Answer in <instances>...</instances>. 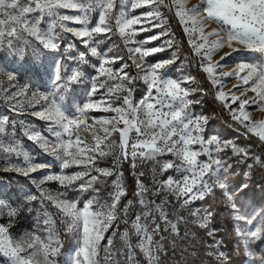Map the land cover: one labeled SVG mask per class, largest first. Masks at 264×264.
Listing matches in <instances>:
<instances>
[{"label":"rangeland","instance_id":"obj_1","mask_svg":"<svg viewBox=\"0 0 264 264\" xmlns=\"http://www.w3.org/2000/svg\"><path fill=\"white\" fill-rule=\"evenodd\" d=\"M135 0H115V8L111 15L115 17L124 16L132 18L140 16L142 13L151 10L147 7L132 9V3ZM171 5V0H168ZM194 5L199 6L200 0H184V6L191 9ZM156 8V5H152ZM163 19L153 20L154 24H163V27L152 28L151 24L142 22L133 25L136 29V34L128 40L121 37L119 32L114 28L111 33L106 35L96 36L95 39L100 42L92 44L96 47L97 55H91L90 51L81 43L80 39L75 37L71 32H66L59 26L55 29V34L58 39L59 47L56 50L45 49L40 41L35 37H29L26 41L16 43L14 49L0 47V118L7 117L8 122L4 124L5 131L0 133V144L5 146H15L20 155L16 153L0 152V225L8 227V234L14 240L18 241L28 234L36 233L45 236L46 233L41 231L45 227L43 221L47 217H51L55 221L54 228L57 233V238L60 243L59 254L56 257L57 264H65L66 260L73 254L80 244V235L75 229L69 231L67 225L62 221L66 218L57 214V209L47 199L41 198V193H48L57 196L59 193H64V199L75 201L78 208H83L88 201L99 199L110 201L109 194L114 192V182H119L124 188L123 167L130 161L131 167L135 164V175L140 184L143 185L146 192L143 196H136V202L133 203L129 199L121 197L118 209L127 206V213L118 212L117 219L112 222V225L103 233V239L99 243V254L96 257L97 264H149L148 257L139 250L133 247L131 249L132 259H128L130 249L128 244L133 246L137 243L138 237L133 235L132 221L135 216L140 215L144 210V206L139 203L140 199L148 202H154L152 207L161 206L166 213L168 220L176 225L177 231L172 232L169 226L161 220L157 222L161 224L159 234L153 236V241L158 242L157 247L153 248V253L157 257L154 264H160L161 255L168 249L176 247L175 236L178 233V223L181 221L185 225V230L196 225L202 228V236L205 238L206 244L200 250L198 248L195 255L205 257L207 255L213 257L216 264H229L230 256L228 251L223 248L225 245L220 240L215 241L211 236L216 231L211 226V217L208 218L207 227H203V217L207 215L208 205L201 206L203 199H196L191 204L185 206L181 199H178L174 193L166 191H158L161 187V182L168 176H178L169 170L167 173H161L159 170V161L162 164L164 161L174 159L171 154H165L162 157H157V160H144L140 157L133 159L131 156V148L127 149L129 155L125 159L119 148L110 155L100 158L96 162V166L102 169H109L112 175L101 177L93 188L82 190L79 185L81 180L68 185L67 188L61 186L57 180H46L44 183L37 186V182L44 180L47 176L72 175L75 172L81 171V167L75 165L63 169L62 161L50 151H45L43 141L37 142L28 138L29 134L39 133L42 138L47 140L49 144H54L57 140L56 133H63L60 125L41 119L35 113L44 111L50 107L49 102L40 101L36 103L41 95L49 97V101L55 100L56 105L60 110L69 117L81 116L78 109L84 104L96 102L101 99H115L107 94L109 85L119 83V81H108L105 87L100 89L95 95H91V89L98 83V67L105 59H111L114 56L122 57L115 63H109L106 67L113 71L127 65L125 71L130 76H139L130 86L133 88V102L138 101L147 91V85L143 79L144 73L135 67L136 63L151 65L158 61L175 60L174 63L168 65L162 70V74L167 78L183 80L185 77L193 78L188 83H182L181 86L189 90L196 89L187 99L199 101L189 106V111L194 116L204 115L208 117L207 123L203 124V132L201 135L205 139L217 137L221 146L224 142L230 141L236 147L243 149L242 153H234L231 147L226 148L222 152H211V156L221 161L220 165L213 164V173L209 183L213 185L212 191L216 190L222 198L220 200L224 206L231 211L232 230L237 238L238 246L237 253L233 254L234 258H244L243 264H264L259 248H264L262 244L264 240V141L252 132L245 128L244 124L233 119L232 113L225 104H229L232 108H237L236 104L231 103V96L227 95L230 92L239 95L240 92L233 87L238 81L235 76L221 77L222 72L232 71L237 68L241 62L258 63L264 57L259 53L250 52L240 45H234L240 51L233 52L225 61L221 62V66L216 68L214 74H209L201 65L207 66L208 61L202 59L201 55H197L189 43V35L185 32L184 25L175 15V8H161ZM60 15L82 16L83 13L75 9H56ZM33 15H36L35 13ZM99 9L91 11L87 15L89 21L87 27L91 28L98 22ZM54 17L48 15L46 18L41 16V30L48 32ZM68 28L80 29L84 25L75 24L70 21L64 22ZM110 24L113 21H109ZM218 24L209 22L205 28L206 32L213 29H218ZM141 28L151 29L150 31H139ZM131 31V29L129 30ZM167 32V35H160L159 39L152 40L150 43H141L147 37L158 35L162 32ZM171 41V46L167 43ZM142 47L151 49L154 47L162 48V51L155 52L152 55L140 60L136 57L129 59L130 49ZM227 46L219 49L212 56V61L220 60V57L225 52H229ZM86 52L85 59L87 62H82L80 53ZM47 69L37 71L40 65ZM59 66L62 76L70 75L74 70H78L83 75L78 81L72 83L67 88L60 90L54 87V76ZM11 77V79H9ZM215 80L219 81L214 83ZM105 78H99L102 82ZM224 92L227 95L226 100L218 99V94ZM16 93L21 95L16 96V99H11L10 96ZM27 94V98L23 95ZM35 94V96H34ZM122 92H117V95H123ZM208 94L213 97L214 104L211 106L212 112L205 110ZM252 92L247 93V97L253 96ZM34 104V106H33ZM13 105H17L13 110ZM215 110H222V116H214ZM245 111L248 113L252 121L264 120V111L258 110L257 105H247ZM211 112V113H210ZM239 114V113H237ZM116 115L114 112L102 110H89L84 114L83 118L87 120L89 125L97 122L98 118L112 117ZM228 120V122H226ZM98 134L103 135L102 131L97 128ZM80 136L87 141L92 142V137L89 132L81 131ZM63 140H67L66 135L62 136ZM112 139L119 144L118 134H114ZM136 139L135 132L129 134L130 143ZM196 150H200L199 145L193 146ZM214 148L215 146H209ZM75 151V149H73ZM244 153H247L245 155ZM24 155L30 157L33 164L39 163L47 165L36 172H31L28 176L16 171L13 166L24 168L26 162ZM259 158V161H257ZM199 160L207 161L208 156L202 155ZM141 173L143 175H141ZM91 175H98L95 171ZM87 179V177H85ZM207 179V177H206ZM137 181V182H138ZM223 184L224 188L219 185ZM247 185V187H243ZM94 188L99 189V192L94 191ZM249 190V193H244ZM255 190V200L260 203L259 206L254 205L252 192ZM141 189L138 187V192ZM211 191V192H212ZM89 193L88 198L81 202L83 193ZM92 192V193H91ZM210 193V192H209ZM227 193L228 195H225ZM246 194V195H244ZM35 196L36 199H30ZM228 196L231 198L229 199ZM35 202L43 212L35 210V218H32V207ZM131 202V203H129ZM234 206V207H233ZM15 211L16 215L10 216V211ZM195 212L196 215H192ZM158 215V213H157ZM249 221H251L249 223ZM192 225V226H191ZM183 226V227H184ZM91 227V225H90ZM262 229L259 239H253L248 248H245V241L248 237L245 235L249 231ZM129 233L127 242L123 238L125 232ZM211 233V234H209ZM189 234L188 232L186 233ZM209 238L210 240H207ZM111 239V245L108 240ZM166 239V241H165ZM165 241V243H164ZM188 243V242H184ZM178 244V243H177ZM179 245V244H178ZM179 247V246H178ZM200 247V246H198ZM107 249V251L105 250ZM250 250L253 255L248 256L247 251ZM220 253L224 255L221 256ZM203 254V255H202ZM21 255H24L21 253ZM240 259V258H238ZM0 264H9L8 258L0 254Z\"/></svg>","mask_w":264,"mask_h":264},{"label":"snow or ice","instance_id":"obj_2","mask_svg":"<svg viewBox=\"0 0 264 264\" xmlns=\"http://www.w3.org/2000/svg\"><path fill=\"white\" fill-rule=\"evenodd\" d=\"M152 5H156V8H152ZM141 7H147L151 10L129 19L124 16L115 17L111 15L115 8V0H0V47L11 50L16 47V43L19 41H26L29 37H35L43 45V48L56 50L59 45L56 43L58 37L55 34V29L59 26L64 31L71 32L79 38L91 55H97L96 47L91 46L100 42L95 39L96 36L111 33L115 28L121 37L131 40L137 31L133 29V25L147 22L151 24L152 28L163 27V24H154L152 21L163 19L161 8L172 10L174 7L175 15L184 25L185 32L189 35V43L195 53L201 55L203 60L208 61L207 66L204 64L201 66L210 75L214 74L216 68L221 66V62L231 56L233 52L240 51L234 45H240L248 51L259 53L261 57H264V0H200V5H194L191 9L185 8L184 0H171V5H169L168 0H135L132 3L133 10ZM56 9H75L82 12L83 15H60ZM96 9H99L98 22L89 28L87 27L89 23L87 15ZM34 13L36 15H33ZM42 15L45 18L48 15L54 17L48 32L41 30ZM65 21L81 24L84 27L71 29L67 27ZM109 21H113V23L110 24ZM209 22L217 23L218 29L206 32L205 28ZM130 29L131 31H129ZM150 30L147 28L139 29V31ZM160 35H167V32L147 37L141 43H150L152 40L159 39ZM167 43L171 46V41ZM225 46L231 51L225 52L220 60L212 61V56ZM129 51V59L136 57L143 60L155 52L162 51V48L136 47ZM86 55V52L80 53L82 62H87ZM120 59L123 58L114 56L99 64L98 83L93 86L90 93L95 95L105 87L108 81H119V83L109 85L107 88V94L110 97H115V99H101L94 103L84 104L82 108L78 109L81 114L80 117L65 115L56 105L55 100L49 101V97L46 95H41L36 99V103L40 101L49 102L50 107L35 114L41 119L60 125L63 133H56L57 140L54 144H49L39 133L29 134L28 138L37 142L43 141L45 151L57 155L62 161L63 169L73 165L82 168L81 171L72 175L47 176L44 180L37 182V186L39 187L46 180H57L61 186L67 188L68 185L81 180L83 182L79 187L82 190L93 188L101 177H108L113 174L109 169L97 167V160L114 153L117 148L126 159L129 155L127 149L130 147L133 159L140 157L144 160H157V157H162L165 154H171L174 157V159L164 161L162 164L157 161L161 173L172 170L179 174L178 176L168 175L161 182L158 191L174 193L185 206L196 199H203L205 193L211 192L213 188V185L209 183L213 173V164H221L219 159L211 156V152L219 153L228 147H231L234 153H242L244 150L236 147L230 141L224 142L221 146L217 137L205 139L201 135L203 124L207 123L208 117L191 114L189 106L193 103H199V101L187 98L196 89L189 90L181 86L182 83L186 84L193 78L185 77L183 80H177L167 78L162 74L163 69L175 62L174 59L158 61L151 65L135 64V67L144 73L143 79L147 85L145 95L136 102H133V88L130 86L139 76H130L125 71L126 64L115 71L106 67L107 64L115 63ZM41 69L47 72L42 64L37 68V71ZM82 75V72L74 70L70 75L62 76L59 66H57L53 81L54 87L57 90L67 88L78 81ZM219 75L221 77L235 76L238 81L233 87L240 94L236 95L231 92L227 94L231 96V103L236 104L237 108L225 104V107H228L232 113L233 119L244 124L249 132L264 141V120L252 121L245 111L247 105H257L258 110L264 111V59L255 64L241 62L236 69L222 72ZM101 77L105 78L102 82L99 81ZM213 82L218 83L219 81L214 78ZM249 91L254 95L245 98ZM117 92L124 94L117 95ZM18 95L21 93L13 94L10 98L16 99ZM23 95L27 98L26 93ZM227 95L220 92L218 99L226 100ZM16 107L17 105H13V110ZM89 110L109 111L116 115L110 118H98L96 123L89 125L87 120L83 118ZM7 122V117L0 118V133L5 131L4 124ZM97 128L102 131L103 135L98 134ZM81 131L89 132L92 142L82 138L79 134ZM132 132H135L136 139L130 143L129 134ZM114 134H118L119 144L112 139ZM63 135L68 137L66 141L62 139ZM195 145L200 146L199 151L193 147ZM0 152L21 154L15 146L3 144H0ZM244 154L247 155V153ZM202 155H207L208 160H199L198 157ZM24 161L26 167H13L25 176L47 166L39 163L33 164L27 155H24ZM92 171L98 175H91ZM141 175L143 174L141 173ZM219 186L224 188L223 184ZM138 187L141 191L137 195L143 196L147 189L139 181ZM243 187H247V185H243ZM114 189L115 191L109 194L110 201L102 202L94 198L88 201L82 209L77 207L75 201L64 199V193H59L55 197L48 193H41V198L47 199L57 209V214L66 218L62 222L67 225V229L69 231L75 229L80 235L78 248L66 260L65 264H97L96 257L99 254V243L104 238L103 233L117 219L118 212L127 213L128 210L127 206L119 209L117 207L121 197L126 194L123 186L119 182H114ZM94 191L99 192V189L94 188ZM225 195L228 194L225 193ZM228 198L231 197L228 196ZM30 199H36V197L33 196ZM139 203L144 206V210L132 221V234L139 239L134 246L128 244L130 249L128 259H132L131 249L135 247L148 257L149 264H154L157 257L153 253V248L157 247L158 250V242L154 243L153 236L161 231V224L157 221H164L172 232H176L177 228L168 220L161 206L157 205L154 208L152 207L154 202H148L144 199H140ZM9 215L14 216L16 212L10 211ZM192 215H196V213L193 212ZM211 215V212H208L203 217V227H207V221ZM43 224L45 227L41 231L46 233L45 236L32 233L18 241H14L9 236L8 227L0 225V254L8 258L9 264H57L56 257L59 254L60 243L54 228L55 221L51 217H47ZM261 231L262 229L258 228L256 231H249L245 234L248 237L245 241L246 249L253 239L260 238ZM128 237L129 233L126 231L123 235L126 242ZM111 243L112 241L109 239L108 244L111 245ZM105 250L107 251V249ZM220 255L223 256L224 254L220 253ZM247 255L252 256L253 253L248 250Z\"/></svg>","mask_w":264,"mask_h":264},{"label":"trees","instance_id":"obj_3","mask_svg":"<svg viewBox=\"0 0 264 264\" xmlns=\"http://www.w3.org/2000/svg\"><path fill=\"white\" fill-rule=\"evenodd\" d=\"M214 99L212 96L208 94V99L206 101L205 110L209 113L212 110L211 106L214 104ZM212 112V111H211ZM210 112V113H211ZM215 114L214 116H222V110H215L213 111ZM228 122V120L226 121ZM131 161L128 163L129 165L124 164L123 167V176H124V191H125V199L131 200L133 203L136 202V196L138 191V178L136 177L135 168L131 167ZM92 193V192H91ZM244 193H249V190ZM89 193H83L81 196V202H83L86 198H88ZM246 195V194H244ZM253 196V203L256 206H259L260 203L258 200H255V190L252 192ZM221 195L218 194L216 190L212 192L205 193V196L200 203L202 207L208 205L207 210L212 211L211 217V226L216 231L211 237L217 241L220 240L225 246L223 248L228 251L230 256V263L229 264H243L244 258L237 257L234 258L233 254L237 253V246L239 245L237 242V238L233 234L232 230V218H231V211L224 206V203L220 200ZM32 207V218H35V210L38 208L39 212H43L42 209L39 208L38 202H35ZM185 224L181 221L178 223V233L174 237L176 242V247L168 249L161 255L160 257V264H216V261L213 257L207 255L202 257L201 255H195L198 248L201 250L202 246L207 243L205 242L204 236H202L203 230L198 226L194 225L190 227L187 231L185 230ZM184 226V227H183ZM189 233L188 235L186 233ZM207 240H210L207 238ZM166 241V239H165ZM164 241V243H165ZM188 242L185 243L184 242ZM179 245H178V244ZM264 244V240L262 242ZM179 246V247H178ZM200 246V247H198ZM261 251V257L264 261V248H259ZM203 255V254H202ZM237 256L239 254L237 253ZM240 258V259H238Z\"/></svg>","mask_w":264,"mask_h":264},{"label":"bare ground","instance_id":"obj_4","mask_svg":"<svg viewBox=\"0 0 264 264\" xmlns=\"http://www.w3.org/2000/svg\"><path fill=\"white\" fill-rule=\"evenodd\" d=\"M77 117H80V116H77Z\"/></svg>","mask_w":264,"mask_h":264}]
</instances>
